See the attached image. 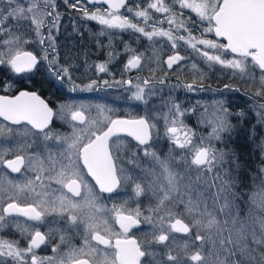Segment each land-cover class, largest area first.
Wrapping results in <instances>:
<instances>
[{
  "label": "snow or ice",
  "instance_id": "snow-or-ice-1",
  "mask_svg": "<svg viewBox=\"0 0 264 264\" xmlns=\"http://www.w3.org/2000/svg\"><path fill=\"white\" fill-rule=\"evenodd\" d=\"M64 2L68 4L69 0ZM87 3L106 5V8L89 9L81 6V0H74L69 6L79 9L87 20L107 29L131 30L153 45L156 38H166L174 50L162 61L167 69H174V65L186 59L179 51L183 42L210 67L218 64L247 74L259 84L252 94L259 98L253 108L259 121L264 123V102H260L264 101V0H147L146 5L139 2L130 5L128 0H87ZM185 10L195 14V22L190 16L185 19ZM60 19L55 0H27V3L3 0L0 3V66L15 74H25L38 72L43 65L62 86L67 83L69 92L95 90L100 87L98 81L81 87L75 83L71 65L60 62L53 35ZM25 22L31 27L26 28ZM196 23L203 26L198 37L193 35ZM207 34L217 39L206 38ZM221 39L226 42H220ZM33 43L41 46L39 55L28 50L27 46ZM127 50L131 54L124 71L140 69L142 54H135L130 47ZM153 52L155 62L161 63L162 49L153 47ZM229 54L232 58H228ZM96 67L101 73L107 71L105 64ZM192 68L199 71L196 64ZM252 69L259 70L258 80ZM199 75L201 79L194 78L183 85L187 91L211 90L203 83V74ZM157 83L165 84L166 77L115 81L117 85H127L130 99L144 104L148 103ZM103 84L113 86L108 81ZM224 89L233 90L231 85H224ZM186 112L187 109L173 101L168 113L161 117L165 121V135L174 149L180 150L178 157L170 150L162 158L152 144L157 125L148 116L122 118L107 105L74 102L54 110L34 91L0 95V118L9 122L0 126V137L12 134L13 126H16V135L21 136L14 148L0 149V231L14 216L25 217L38 225L55 215L70 227L84 228L81 246L69 244V238L61 234L59 243L52 247L53 255L41 257L36 250L52 242V230L45 233L39 227L22 228L17 223L26 244L21 247L18 240L0 237V264H264V168L259 170V183H255L254 176L247 192L238 190V178L224 168L226 163L236 169L240 165L235 159L226 160L229 153L212 143L223 141V134L233 128L229 120L232 113L222 92L221 98L205 106L201 114V122L211 129L208 136L196 137L179 119ZM54 118L68 124L71 134L53 130ZM121 134L136 142V151L128 163L141 169L140 177L121 164L117 154L122 147ZM29 137L33 138L30 142ZM37 140L44 145L43 158L41 153L30 152ZM140 153L151 162L149 166H141ZM5 169L10 173L34 175L16 180ZM138 180L146 181L147 186ZM53 182L58 188L52 189ZM201 183L205 185L204 191L198 188ZM127 185H132L131 197L111 208L103 202L104 194L111 197ZM212 188L217 190L211 192ZM146 192H151L156 200L144 209L139 198ZM132 200L136 201L135 207H130ZM241 204L247 206V214L243 216ZM141 224L151 228L144 233L145 238L130 235ZM174 234H183V243H177ZM65 244L68 250L61 253V246Z\"/></svg>",
  "mask_w": 264,
  "mask_h": 264
},
{
  "label": "flooded vegetation",
  "instance_id": "flooded-vegetation-1",
  "mask_svg": "<svg viewBox=\"0 0 264 264\" xmlns=\"http://www.w3.org/2000/svg\"><path fill=\"white\" fill-rule=\"evenodd\" d=\"M57 5V11L61 14L58 30H53L55 36V43L57 51L59 53V59L61 64L71 65V73L75 80V83L81 87L89 84L95 80L100 83V87L92 91H75L69 92L68 85L65 83L63 86L59 81L55 80L49 75L48 69L45 66H41L38 72L15 74L5 66H0V95L15 96L20 91H34L36 92L45 102L52 107L54 110L59 109L62 104L68 102L84 103L89 105L103 104L109 108H113L117 111V114L122 118H136L140 116H148L153 119L156 123L157 128L153 130L152 144L156 152L163 158L173 151L174 156L180 155L179 149H174L173 144L167 138L164 132L165 121L161 118L163 115L168 113V107H170L173 101L178 102L182 109H187V117L185 118L186 126L197 131V134L203 130V123L201 122V114L205 110V106L212 104L216 100L217 92L216 89L221 90L216 86L218 84V72L235 73L234 71H215L209 70L207 72L197 63L198 72L191 71L190 65L193 64L194 59L197 57V53L193 52L188 45L180 42L181 47L179 49L182 56H188L187 61H182L179 65H174V69H167L166 65L162 61L167 59L168 55H172L173 51L170 47V42L166 38H156L155 45L148 41L146 38L138 33H134L131 30H119V29H107L104 26L99 25L95 21L87 20L82 16L79 9L60 8L61 1L55 0ZM86 6L89 9L94 8L93 5L87 3ZM129 2V0H128ZM137 2L142 5H146L147 0H130V5H134ZM84 5V6H85ZM100 8H105L100 5H95ZM124 13V10H121ZM126 14V13H125ZM161 16L162 14H156ZM191 17L195 22L196 16L194 13H190L189 10H185V19ZM14 23V21H13ZM25 27L30 28L25 22ZM167 28V25H164ZM202 25L199 23L195 24L193 28V35L200 36ZM103 32V34H101ZM185 34L186 33H181ZM139 37V38H138ZM34 38V36H33ZM206 38L216 39L214 35L207 34ZM221 42V41H220ZM223 43V42H222ZM127 46V47H126ZM28 47V50H32L38 55L40 54L41 46L37 43H33ZM135 50V54H142L141 68L133 69L129 72H125V65L129 59L131 53L128 52L127 48ZM153 47L162 49L159 59L161 63H156V57L154 56ZM201 48L203 46H200ZM200 58V56L198 55ZM228 58H232L229 54ZM99 64H105L107 71L99 72L96 67ZM200 73L203 74V83L208 86L211 90L197 91L201 94V97H196L192 93L186 90L183 86L186 82H192L195 79H201ZM195 75V76H193ZM137 77L149 78L154 77L156 79L165 78L166 83L154 84L152 88V95L148 97V103L137 102L130 99L131 93L127 90V85H117L115 81L121 79L127 80L132 78L134 81ZM204 77V78H203ZM108 81L112 87H105L103 82ZM9 85L11 86L9 88ZM221 91H227V89ZM230 91V90H229ZM232 92V90H231ZM213 95H212V94ZM202 94H206L209 96ZM215 95V96H214ZM172 97V98H171ZM174 100L172 101V99ZM203 103H207L204 105ZM211 109L209 108V111ZM159 114V115H158ZM92 115H95V110L92 111ZM260 123V122H259ZM9 125V122L4 121L0 118V126ZM262 126V124L260 123ZM51 127L53 130L71 134V127L65 122L54 118ZM12 134H5L4 137H0V149L14 148L18 141L21 140V136L16 135L15 128ZM21 133L23 127H21ZM263 131V127H262ZM33 139L29 137V142ZM114 140L116 138H113ZM119 140L122 143V147L117 150V154L121 158V164L130 173L138 172L141 169L134 167L129 164L128 161L131 158L132 152L136 151V142L127 135H120ZM255 153L259 154L264 159V137L257 139ZM223 141H217L216 147L223 149ZM50 147L55 148V145ZM44 145L37 140L36 144L30 149L31 153H41L42 158L44 154ZM16 153L13 152V156ZM141 154V153H140ZM141 156V155H140ZM12 158V156H9ZM143 157H140V160ZM142 163L144 161L142 160ZM149 165H143L147 167ZM9 173V177L16 180H22L25 176L32 177L33 173H25L24 175L10 173V170H4ZM90 179V178H89ZM52 189L58 188L55 182L51 185ZM58 195L59 193H55ZM132 196V185L122 186L118 194L109 197V194H104L103 202L111 208L113 204H119L123 200L128 199ZM153 197L149 195H142L139 198V202L142 208L146 209L149 205H154L155 201ZM136 201H130V207H135ZM84 212L87 213L88 209L85 208ZM19 223L22 228L39 227V230L47 233L49 229L52 230L53 240L48 246H41L37 249V255L41 257L52 256V247L59 243L60 235H65L69 238V244L79 247L83 243L84 228L83 226L70 227L69 224L64 220L56 217L55 215L49 216L44 224H35V222L28 221L25 217H11L7 226L0 231V237L8 240L20 241V246L23 247L26 244V240L21 237L20 231L17 230L16 224ZM114 227L119 230L117 225ZM149 225L141 224L140 227L134 228L130 235L135 236L138 239H144V233L150 231ZM177 243H183L185 237L182 234H174ZM151 239V237H148ZM95 243V242H93ZM103 249V246H99ZM155 250L163 252V249L159 246H154ZM68 245L61 246V253L67 252ZM104 251H108L104 249Z\"/></svg>",
  "mask_w": 264,
  "mask_h": 264
},
{
  "label": "trees",
  "instance_id": "trees-1",
  "mask_svg": "<svg viewBox=\"0 0 264 264\" xmlns=\"http://www.w3.org/2000/svg\"><path fill=\"white\" fill-rule=\"evenodd\" d=\"M60 1V8L73 9L69 4L73 3L74 0H69L68 4H65L64 0ZM85 4V0H81V6ZM257 73H259L258 70ZM220 76L221 79L216 84L217 87L221 89L224 85H231L233 88V95L225 99L228 109L232 113L229 120L233 128L231 132L223 134L224 144L221 147H223L225 152L229 153L226 160L231 161L235 159L240 165V168L236 169L231 163H226L224 168L230 169L231 175L238 178V190L247 192L254 182V176L257 177L255 183H259V170L264 168V159L254 151L257 139L261 138V136L264 137V130L262 131V126L256 119L254 112H252V105L259 99L254 98L252 94L257 91L258 86L248 76L239 72H223ZM234 89L240 90L236 91ZM240 112H243L244 115L239 116ZM221 174H223V170H221ZM241 209L242 216L246 215L247 206L241 204Z\"/></svg>",
  "mask_w": 264,
  "mask_h": 264
},
{
  "label": "rangeland",
  "instance_id": "rangeland-1",
  "mask_svg": "<svg viewBox=\"0 0 264 264\" xmlns=\"http://www.w3.org/2000/svg\"><path fill=\"white\" fill-rule=\"evenodd\" d=\"M3 2V0H0V3H2ZM20 2L21 3H27V0H20ZM190 48V47H189ZM191 49V48H190ZM192 50V49H191ZM193 51V50H192ZM194 52V51H193ZM188 56L189 55H187V56H185L186 57V61H187V59H188ZM193 64H196L197 65V63L200 65V66H203V69L205 70V71H203L202 70V72H207V71H211V70H215V71H234V72H239L238 70H233V69H228V68H224V67H222V66H220V65H213V66H209L201 57L199 58L198 57V55H197V57H196V59H194V62H192ZM199 65H198V67H199ZM190 67H191V71H194L193 70V68H192V64L190 65ZM198 67H197V69H198ZM249 67L251 68V65H249ZM209 71V72H210ZM252 71H254L255 72V74H256V79L258 80V78H259V73H257V69H252ZM195 72V71H194ZM240 73V72H239ZM241 74V73H240ZM246 76H248L247 74H245ZM193 76H195V75H193ZM217 77H218V79H221V76H220V74H219V72H218V75H217ZM249 77V76H248ZM195 78V77H194ZM204 78V77H203ZM256 84V86H258L259 87V84L258 83H255ZM221 92H222V96H223V98L224 99H226V97H228V96H232L233 95V92H231V91H229V90H227V91H219V92H217V97H216V99H220L221 98ZM194 96H196V97H201V94L199 93L198 94V92H193L192 93ZM212 94V93H211ZM205 95V97L206 96H209V95H206V94H204ZM204 95L202 94V96L204 97ZM213 95V94H212ZM215 96V95H214ZM204 97V98H205ZM172 98V97H171ZM174 100V98L172 99V101ZM204 105H207V103H203ZM182 108V107H181ZM188 112V111H187ZM187 112H186V114H187ZM252 112H254V115H255V117H256V119L259 121V119H258V117H257V114H256V110L253 108V105H252ZM184 115L183 117H179V119H182L183 120V123L186 125V122H185V118L187 117V115ZM188 118V117H187ZM260 122V121H259ZM261 123V122H260ZM262 124V127H263V130H264V123H261ZM203 125V130L201 131V133H199V134H197V131H195L194 129H192V128H190L195 134H196V137H201V136H204V137H206V136H208V134H209V132L211 131V129H210V127H208V126H206L204 123L202 124ZM264 132V131H263ZM216 142L217 141H212V143L214 144V146L216 147ZM217 148V147H216ZM141 156L140 157H143V154L141 153L140 154ZM142 160L144 161V163H142ZM140 164H141V166L143 167V165H150L151 164V162L150 161H148V160H146L144 157L140 160ZM179 171H183V169H178ZM159 172V170H157V173ZM134 176H137V177H140V176H142L143 175V173L141 172V170L140 171H138V172H134V174H133ZM195 173H193L192 174V177H193V179H195ZM209 175H211V174H209ZM149 179H151V177H149ZM137 182H141V183H144L145 184V186H147V182L146 181H142V180H138ZM217 187H219V184H218V182H217ZM198 188H199V190L200 191H204L205 190V185L204 184H199L198 185ZM217 190V188H212L210 191L211 192H215ZM144 195H149V196H151V197H153L152 195H151V192H146ZM193 195H195V193H193ZM205 195L207 196L208 195V192H205ZM152 200H156V198L155 197H153L152 198ZM223 201H221V203H222ZM222 219H223V217H221ZM206 247H210V245H206ZM62 253H64V252H62Z\"/></svg>",
  "mask_w": 264,
  "mask_h": 264
},
{
  "label": "water",
  "instance_id": "water-1",
  "mask_svg": "<svg viewBox=\"0 0 264 264\" xmlns=\"http://www.w3.org/2000/svg\"><path fill=\"white\" fill-rule=\"evenodd\" d=\"M91 5V4H90ZM100 6H103V7H105L106 8V5H100ZM216 38V37H215ZM217 39V38H216ZM221 41H223L222 39H221ZM223 42H226V41H223ZM121 135H126V134H121ZM131 138V137H130ZM118 226V225H117ZM119 227V226H118ZM183 235V234H182Z\"/></svg>",
  "mask_w": 264,
  "mask_h": 264
}]
</instances>
